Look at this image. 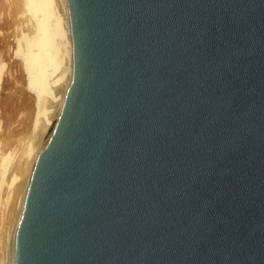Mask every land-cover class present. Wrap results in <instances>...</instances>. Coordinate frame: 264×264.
I'll return each instance as SVG.
<instances>
[{"label":"water","instance_id":"95a60500","mask_svg":"<svg viewBox=\"0 0 264 264\" xmlns=\"http://www.w3.org/2000/svg\"><path fill=\"white\" fill-rule=\"evenodd\" d=\"M67 5L14 264H264V0Z\"/></svg>","mask_w":264,"mask_h":264},{"label":"bare ground","instance_id":"6f19581e","mask_svg":"<svg viewBox=\"0 0 264 264\" xmlns=\"http://www.w3.org/2000/svg\"><path fill=\"white\" fill-rule=\"evenodd\" d=\"M22 10L23 28L19 35L18 51L27 70L28 87L33 90L37 96L38 111L36 114V120L40 119L39 117H42L44 115V118L42 117L43 119H41V122L43 120L41 124V128L43 130L41 129V135L39 134V137H37L36 135L35 139H37L32 142V144L27 148L28 154L33 155L32 158L30 157L31 163L29 161L28 175L24 180L25 182L23 184H20L22 186H19L21 189V193L19 192L21 195V202L18 212L15 211L16 216L14 214L15 220L14 223H12V225L14 224L13 229L10 230L9 235L7 234L9 252L7 251V246L6 251L9 254L7 260H5V255L1 253L2 249L0 250V253L2 254L0 255V264H14L15 232L25 208L28 192L33 179L34 167L43 148L45 147L59 121L66 97L67 88L73 79L74 68V51L67 0H22ZM53 83H59L60 85H58L59 88L57 87L58 89H56L58 91H55L56 93H58V95H53L52 93L51 89L53 88H51V85ZM48 94L51 95L53 104H55V102H58L55 108H53L54 105L49 106L45 103V97H48ZM27 104L29 103L27 102ZM51 107L53 108V112L51 111L52 113H48ZM46 114L50 115L47 116ZM10 156L11 155L9 152V157ZM9 157L8 154L2 155L0 157V169L2 171V174L0 176V198L3 197V195H1V188L3 187V183L5 182V179L3 178L4 173L7 172V167L10 165L8 163L12 162V157ZM11 167H13V164ZM6 175L7 174L5 173V178ZM15 178V173H12L11 182L18 179L16 178L15 180ZM8 190H10V187ZM8 193L9 191H7V194Z\"/></svg>","mask_w":264,"mask_h":264},{"label":"rangeland","instance_id":"374dc122","mask_svg":"<svg viewBox=\"0 0 264 264\" xmlns=\"http://www.w3.org/2000/svg\"><path fill=\"white\" fill-rule=\"evenodd\" d=\"M22 15V0H0V65L2 66H0V157L7 154L9 157V152L11 155L9 158L12 157V160L9 159L12 162L8 163L10 168L9 166L7 167V172L3 170L7 175L5 178V173L3 172L5 182L3 183L4 185L2 184L4 190L1 188L3 197L0 198V239H2L0 240V250L2 249L1 253L5 255V260H7L9 254L7 236L10 234V230L13 229L14 214L18 212L21 202V189L19 186H22L20 184L25 182L24 180L28 175L29 161L31 163L33 155L28 154L27 148L37 139H35L36 135L37 137H39V134L41 135L40 131L43 130L41 128L43 120L41 122V119L44 118L43 115V118L39 117L40 119L36 120L38 111L37 96L28 87L27 70L18 51L19 35L23 28ZM52 85L53 95H58L55 91H58L56 89L59 88V83H53ZM49 95L45 97V103L49 106L54 105L53 108H55L58 102L53 104L51 95L50 97ZM53 108L51 107L48 113ZM12 164L13 167H11ZM12 173H15L16 178H18L17 180L15 178L16 181H13L14 183L11 182ZM1 174L2 171L0 169V176ZM7 186L10 187V190H8L9 187ZM7 191H9L8 194ZM6 246L8 252L6 251ZM1 253L0 255H2Z\"/></svg>","mask_w":264,"mask_h":264}]
</instances>
